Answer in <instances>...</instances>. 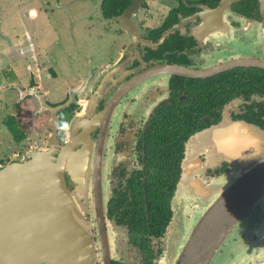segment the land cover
Listing matches in <instances>:
<instances>
[{
    "label": "flooded vegetation",
    "instance_id": "flooded-vegetation-1",
    "mask_svg": "<svg viewBox=\"0 0 264 264\" xmlns=\"http://www.w3.org/2000/svg\"><path fill=\"white\" fill-rule=\"evenodd\" d=\"M174 2L139 8L134 40L102 16L126 38L118 57L57 98L45 62L4 53L0 171L69 147L77 124L85 182L65 179L95 264L175 263L199 232L217 247L209 264H264V0ZM4 91L15 93L10 113ZM231 188H248L253 205H232Z\"/></svg>",
    "mask_w": 264,
    "mask_h": 264
},
{
    "label": "water",
    "instance_id": "water-1",
    "mask_svg": "<svg viewBox=\"0 0 264 264\" xmlns=\"http://www.w3.org/2000/svg\"><path fill=\"white\" fill-rule=\"evenodd\" d=\"M144 5L143 0H131L129 8L115 19L133 40L140 31L133 17ZM170 70L182 74L177 68ZM76 126H72L69 147H53L25 164H11L0 171V264H95L85 219L65 179L70 174L79 188L85 182L80 165L83 155L77 150L84 131L78 134L80 127ZM241 191L231 188V204L251 205L255 197L248 188L245 194ZM97 211L101 212L99 203ZM204 237L199 232L191 239L190 248L174 264H209L217 247Z\"/></svg>",
    "mask_w": 264,
    "mask_h": 264
},
{
    "label": "rangeland",
    "instance_id": "rangeland-1",
    "mask_svg": "<svg viewBox=\"0 0 264 264\" xmlns=\"http://www.w3.org/2000/svg\"><path fill=\"white\" fill-rule=\"evenodd\" d=\"M101 3L102 0H0V69L6 67L1 61L4 53L10 57L25 53L24 58L34 55L45 62L43 67L37 66L41 74L49 68L58 76L57 80L43 78V87L51 90L54 98L64 95L67 81L75 83L89 75L95 78L102 72L100 69L118 57L126 41L110 31L115 25L102 18ZM148 4L152 12L158 13L175 2L160 0ZM32 61L29 65L36 69ZM13 65L19 74L26 75V60H13ZM106 72L109 70L102 73ZM19 81L28 83L22 76ZM6 84H11V80ZM3 95L10 113L15 93L4 91ZM9 140L8 135L2 149L4 155L12 148ZM222 259L217 257L216 262L219 264Z\"/></svg>",
    "mask_w": 264,
    "mask_h": 264
},
{
    "label": "trees",
    "instance_id": "trees-1",
    "mask_svg": "<svg viewBox=\"0 0 264 264\" xmlns=\"http://www.w3.org/2000/svg\"><path fill=\"white\" fill-rule=\"evenodd\" d=\"M160 0H143L146 3L156 2ZM178 3H183L187 0H173ZM131 0H102L101 11L104 19H113L121 16L126 9L130 6Z\"/></svg>",
    "mask_w": 264,
    "mask_h": 264
},
{
    "label": "crops",
    "instance_id": "crops-1",
    "mask_svg": "<svg viewBox=\"0 0 264 264\" xmlns=\"http://www.w3.org/2000/svg\"><path fill=\"white\" fill-rule=\"evenodd\" d=\"M35 12V11H34ZM36 13V12H35ZM36 15H37V13H36Z\"/></svg>",
    "mask_w": 264,
    "mask_h": 264
},
{
    "label": "clouds",
    "instance_id": "clouds-1",
    "mask_svg": "<svg viewBox=\"0 0 264 264\" xmlns=\"http://www.w3.org/2000/svg\"><path fill=\"white\" fill-rule=\"evenodd\" d=\"M65 127H67V126H65Z\"/></svg>",
    "mask_w": 264,
    "mask_h": 264
}]
</instances>
